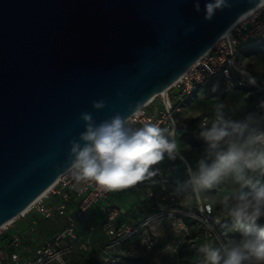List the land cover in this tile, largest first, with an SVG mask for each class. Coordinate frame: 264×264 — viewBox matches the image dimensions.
<instances>
[{
    "label": "water",
    "instance_id": "95a60500",
    "mask_svg": "<svg viewBox=\"0 0 264 264\" xmlns=\"http://www.w3.org/2000/svg\"><path fill=\"white\" fill-rule=\"evenodd\" d=\"M206 2L0 0V226L64 173L81 113L128 119L264 0H229L211 21Z\"/></svg>",
    "mask_w": 264,
    "mask_h": 264
},
{
    "label": "clouds",
    "instance_id": "9594fccd",
    "mask_svg": "<svg viewBox=\"0 0 264 264\" xmlns=\"http://www.w3.org/2000/svg\"><path fill=\"white\" fill-rule=\"evenodd\" d=\"M193 5L199 13V0ZM230 7L229 0H208L204 19L211 21L217 10ZM230 67L249 85L259 86L257 77L246 66L233 61ZM105 106L104 100L92 101L96 110ZM225 107L222 102L216 103L214 116L198 125L197 135L205 145V155L195 168L187 170L185 186L197 195L214 190L226 180L238 186L237 191L220 200L238 236L218 247L203 244L198 252L202 264H264V100L243 119L229 118ZM80 119L85 129L69 141V166L64 171L76 185L92 183L102 193L146 183L155 186L161 172L158 166L166 157L175 160L181 154L179 133L172 126L145 121L133 128L120 113L99 123L91 113H81ZM151 195L149 188L145 197Z\"/></svg>",
    "mask_w": 264,
    "mask_h": 264
},
{
    "label": "built area",
    "instance_id": "2783aa9c",
    "mask_svg": "<svg viewBox=\"0 0 264 264\" xmlns=\"http://www.w3.org/2000/svg\"><path fill=\"white\" fill-rule=\"evenodd\" d=\"M250 41H258L264 48V2L236 21L230 28L229 33L224 34L165 93H160L133 113L127 119L129 125L136 128L141 126L143 122L150 121L163 127L172 126L180 135L185 131H190L195 139L200 140L197 135L198 125L203 119L212 117L202 115L193 123L180 118L179 114L184 106L186 96L192 94L199 86L220 77L223 78L227 89H234L239 85H249L244 77L233 67H230V64L235 61L237 65H244L247 71L255 76L241 58L240 45ZM257 79L259 86L255 88L264 92V77H257ZM158 98L160 100L156 101ZM262 100H264V97L259 98L257 104ZM178 160L185 162L188 169L191 168L182 152L175 159V161ZM158 167L161 170L160 175L156 177L159 181L157 183L159 191L156 192L153 187L147 186L143 189V195L145 199H153L159 205V211L143 221L131 224L119 222L120 207L112 201L111 192L102 193L92 183L76 185L70 176L62 173L48 192L36 199L26 212L34 208L42 218H50L55 214L62 216L66 226L52 235L44 236L39 232L38 223L35 221L28 235L24 237L20 231L11 232L13 223L21 214L18 215L12 221L0 226V237H8L4 244H0V264H79L69 262V256L75 250L74 242L79 239L77 231L78 218L75 212L81 214L95 204H98L100 211L105 214L107 239L103 247L102 264H133L130 258L120 254L119 247L134 235L141 233V229L143 230L156 218L165 214L172 215V210L168 212L164 210V203H175L179 197L180 190L178 186L172 183L169 175L161 165ZM140 187L139 185L138 188ZM149 188L152 195L146 198L145 193ZM50 198L55 199L54 210L47 202ZM199 202V217L205 222V236L217 235L220 238L215 229L218 218L214 217V205L209 201L199 200ZM71 204L73 206H70ZM180 225L187 229L182 219ZM157 240V236L147 231L142 234L143 245L148 249L153 248ZM181 241V238L177 242L174 241L175 249L178 248ZM78 246L82 250L88 248L87 242H80Z\"/></svg>",
    "mask_w": 264,
    "mask_h": 264
},
{
    "label": "rangeland",
    "instance_id": "374dc122",
    "mask_svg": "<svg viewBox=\"0 0 264 264\" xmlns=\"http://www.w3.org/2000/svg\"><path fill=\"white\" fill-rule=\"evenodd\" d=\"M242 59L244 62L248 65V67L251 69V71L259 76L261 73L264 74V54H256L255 56H242ZM217 79L211 83H206L199 88H197L196 92L192 93V98L186 102V105L183 106L179 116L180 118H184L186 120L191 119H198L202 115H209L211 117L214 116V105L218 102H222L226 105L225 107V114L229 118L232 119H243L244 116L250 112V101L248 100V94L249 92L240 89V88H234V89H227L226 85H223L221 81L217 82ZM158 98L156 101H159ZM178 144L181 147V152L185 155L187 161L189 162V165L191 168H195L197 161L205 155V145L203 142H201L198 145H195L193 143L184 142V140L180 137V133L178 136ZM177 167L178 168H184L186 171L187 176V170L188 166L185 162L182 160L177 161ZM238 186L234 185L230 180H226L222 182L220 185H218L214 190L201 193L199 195L192 193L189 191V194L187 198H185L184 201L190 202V205H193V207L197 208L199 210L200 214V202L202 201H209L211 202L215 207V215L214 217H218L220 219L221 216H225L222 205L220 204V200L225 195H231L235 191H237ZM182 196L178 197L177 201L175 203L166 202L164 203V210L167 212L172 210L173 214H165L162 217L156 218L154 221L153 231L160 234V243L159 245L154 249H148L142 245L140 241L133 240L131 237L126 243L121 245L119 248L120 254L122 256H128V257H135L137 255H143L149 257L151 260L160 263V264H178V248L175 249V243L174 241L171 243H168V241L177 240L178 238H181L182 241L185 240V238L189 235L191 228L189 225L185 223V221L181 218L180 213L183 211V208L185 207V204H181V198ZM49 205L52 207V209H55V199L50 198L47 200ZM96 207V206H95ZM100 210V206H98ZM101 212V211H100ZM103 214V213H102ZM105 215V214H103ZM139 213V217L135 218V221H140L142 219V216ZM53 216H57L56 214ZM198 219H200L199 216L195 215ZM61 222L64 221V218L62 216H57ZM103 219V217L101 216ZM40 219L42 217L37 213V211L33 208L30 211L26 212L25 214H21L18 216L15 220V222L12 225L11 232H17L20 231L24 237L28 235L30 232V228L32 224L36 221L39 223ZM186 224L187 229H184L180 225V220ZM81 221L80 227L83 231V235L87 238L93 239L90 235L91 231L93 230L95 240L100 239L104 235V228L101 225V221L95 222V227L92 228V225H88V223L84 220H80L79 218L77 221ZM132 222H129L128 224H131ZM182 224V223H181ZM205 222H203L201 219L198 223L194 225V228H204ZM87 231L85 232V230ZM203 230V229H202ZM204 233H206V227L204 228ZM8 237H0V244H4ZM89 241V242H90ZM181 241V242H182ZM214 241V236L206 237L204 236V244H212ZM177 242V241H176ZM180 242V243H181ZM96 242H91L88 244V248H90V245L95 244ZM179 243V244H180ZM169 244L170 246H167ZM178 244V246H179ZM75 247L79 250L78 244L74 242ZM81 249V248H80ZM95 249V247H94ZM96 256L103 255V247L96 252ZM99 258L96 259L95 264H99Z\"/></svg>",
    "mask_w": 264,
    "mask_h": 264
},
{
    "label": "trees",
    "instance_id": "16d2710c",
    "mask_svg": "<svg viewBox=\"0 0 264 264\" xmlns=\"http://www.w3.org/2000/svg\"><path fill=\"white\" fill-rule=\"evenodd\" d=\"M241 55L249 56L252 54H264V48L261 46L258 41H250L240 45ZM256 77H264L262 75H255ZM221 83L225 85L223 78L220 77ZM211 83V82H208ZM207 83V84H208ZM236 88L244 89L249 92L248 100L250 101V112L257 110V100L261 97H264V92L258 91L255 87L249 85H239ZM197 90V89H196ZM196 90L194 92H196ZM193 92V93H194ZM191 95V94H190ZM186 96V100L183 105L189 100V96ZM197 119L188 120L191 123L195 122ZM180 137L184 140V142L193 143L195 145L200 144L202 141L197 140L193 137L190 131L183 132ZM177 161L168 160L165 158L164 162L161 166L167 172L170 177V180L175 185H182L183 181H186L185 178V169L177 168ZM153 200V199H148ZM154 201V200H153ZM155 202V201H154ZM156 203V202H155ZM159 211V206H149L145 209V215H153L155 212ZM195 215L199 216V210L193 205H187L181 211L180 216L185 221L187 225L191 228L189 235L183 240L178 246V264H202V255L198 252V248L204 244V228H194V225L200 221ZM214 215H215V207H214ZM59 216V215H57ZM57 216H52L50 218H42L38 223V230L44 236H49L56 233L59 230H62L66 226L65 220L61 222ZM218 218V217H216ZM215 229L220 236L214 235V241L212 242L213 246H220L221 243L227 242L228 240L237 237L238 233L234 230L232 222L225 216H221L220 219L215 223ZM142 231V229H141ZM160 237L158 240V244L160 243ZM134 238V237H132ZM133 264H160L153 260H151L147 256L137 255L135 257H129Z\"/></svg>",
    "mask_w": 264,
    "mask_h": 264
},
{
    "label": "crops",
    "instance_id": "0c3cea01",
    "mask_svg": "<svg viewBox=\"0 0 264 264\" xmlns=\"http://www.w3.org/2000/svg\"><path fill=\"white\" fill-rule=\"evenodd\" d=\"M256 54H252L249 56H255ZM243 55H241L242 58ZM244 61V60H243ZM263 73H261L260 75H262ZM215 81V80H213ZM211 81V82H213ZM221 81L220 78L217 79V82ZM216 82V83H217ZM199 88V87H198ZM192 94L189 96V100L192 98ZM186 105V104H185ZM177 167V165H176ZM178 168V167H177ZM185 178L187 180V176L185 173ZM156 179V178H155ZM157 180V179H156ZM140 188H132V189H127V190H123V191H118V192H111V197H112V201L114 202L115 205H117L118 207H120V214H119V222L120 223H137L140 221H143L144 219H146L147 217L151 216V215H145V209L149 206H159L157 203H155L153 200H148L144 198L143 195V189L147 186H151L149 184H141ZM180 193H179V197L182 196V200H181V204H185V206L189 205L190 202H188L187 200H185V198H187L189 191H191L190 188L185 186V181L182 182V185H177ZM154 188V190L156 192L159 191V187L158 184H156L155 186H151ZM70 206H73L72 204ZM96 206V207H95ZM98 204L93 205L91 208H89L87 211L81 213V214H76L77 218H79L80 220H84L88 223V225H92V228L95 227V222L96 221H101L102 222V226L104 228V235L98 239L95 240L96 238L94 237L93 234V230L91 231L90 235L93 239L87 238L83 235V231L81 230L80 227V222L81 221H77V231L79 234V239L76 242L78 245L80 242H87L88 244L91 242L95 244L90 245V248H87L85 250L80 249L79 250L75 247L74 253L69 256V262L72 263H79V264H95L96 259H100L99 260V264H102V256H96L95 251L98 252L102 247H104V243L107 239V235L105 232V215L102 214V212H100L99 208H98ZM139 213L141 214L140 216H142V219L140 221H135L136 217H139ZM101 216L103 217V219L101 218ZM154 221V220H153ZM154 222L149 223L139 234L134 235L133 240H137L140 241L143 245L142 242V234L144 233V231H147L149 233H151L154 236H157L158 240H159V235L157 232L153 231V225ZM87 231V229L85 230V232ZM157 240V242H158ZM179 238L177 240H173L172 241H168V243H171L173 241H178ZM90 241V242H89ZM158 244V243H157ZM157 244H155V246L153 248H149V249H154L157 247ZM167 246H169V244H167ZM95 247V249H94ZM121 247V246H120ZM119 247V248H120ZM145 247V246H144ZM120 250V249H119ZM120 252V251H119ZM127 258H129L128 256H125Z\"/></svg>",
    "mask_w": 264,
    "mask_h": 264
},
{
    "label": "bare ground",
    "instance_id": "6f19581e",
    "mask_svg": "<svg viewBox=\"0 0 264 264\" xmlns=\"http://www.w3.org/2000/svg\"><path fill=\"white\" fill-rule=\"evenodd\" d=\"M257 7H258V6H257ZM255 8H256V7H255ZM255 8H253V9H255ZM253 9H252V10H253ZM252 10H250L249 12L245 13L244 15H242V17H244V16H246L247 14H249ZM242 17H241V18H242ZM239 19H240V18H239ZM239 19H238V20H239ZM229 31H230V29L225 33V35L228 34ZM165 91H166V90H164L162 93H165ZM50 188H51V187H50ZM50 188H49V189H50ZM46 192H48V190H47ZM46 192H45V193H46ZM45 193H44L43 195H41L40 197L44 196ZM40 197H39V198H40ZM30 206H31V205H30ZM30 206H29L26 210H24L23 212H26V211L30 208ZM10 221H12V220H10ZM10 221H8V222H10ZM8 222H6V223H8ZM6 223H4V224H6ZM4 224H3V225H4ZM3 225H2V226H3Z\"/></svg>",
    "mask_w": 264,
    "mask_h": 264
}]
</instances>
